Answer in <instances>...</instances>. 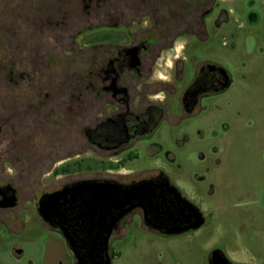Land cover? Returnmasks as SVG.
<instances>
[{
  "label": "flooded vegetation",
  "instance_id": "obj_1",
  "mask_svg": "<svg viewBox=\"0 0 264 264\" xmlns=\"http://www.w3.org/2000/svg\"><path fill=\"white\" fill-rule=\"evenodd\" d=\"M38 1L22 30L4 27L0 42V212L29 203L33 191L35 216L64 242L60 225L86 241L97 232L93 221L117 219L110 240L135 215L145 230L170 237L155 228L195 220L183 198L205 225L200 207L152 165L163 149L156 135L191 123L231 89V72L204 44L222 27L256 23L254 1ZM218 125L229 130L225 120ZM45 176L53 181L41 184ZM94 187L114 192L116 203L94 201Z\"/></svg>",
  "mask_w": 264,
  "mask_h": 264
},
{
  "label": "rangeland",
  "instance_id": "obj_2",
  "mask_svg": "<svg viewBox=\"0 0 264 264\" xmlns=\"http://www.w3.org/2000/svg\"><path fill=\"white\" fill-rule=\"evenodd\" d=\"M253 1L256 23L222 27L202 47L229 69L234 78L231 89L191 123L175 122L156 135L163 149L152 165L164 170L200 207L207 223L196 231L163 237L145 230L135 215L110 237L112 264H208L215 249L234 264H264V0ZM38 4V0H0V42L8 37L3 28L25 26L23 16L31 18ZM4 88L1 83L0 89ZM220 120L229 126L225 133ZM148 162L142 167L147 168ZM16 180L36 186L39 181ZM51 181L48 176L40 178L41 184ZM33 193L26 195L29 203L0 212V264H75L66 243L35 216Z\"/></svg>",
  "mask_w": 264,
  "mask_h": 264
},
{
  "label": "water",
  "instance_id": "obj_3",
  "mask_svg": "<svg viewBox=\"0 0 264 264\" xmlns=\"http://www.w3.org/2000/svg\"><path fill=\"white\" fill-rule=\"evenodd\" d=\"M172 192L177 194L179 196L178 191L175 188H170ZM91 190V195L95 199L98 200H104L105 202L110 201L112 204L116 203V201H113V194L111 190L108 191H103L102 189L94 187L93 189L90 188ZM115 197V196H114ZM180 197V200H182V197ZM117 200V199H116ZM184 204L194 211L195 215V220L193 221L192 224H189L185 227L173 225L172 227H154L157 229L159 232L165 234V235H180L183 234L184 232H187L188 230H196L199 229L204 221L202 218V215L197 207L192 205L189 201L183 198ZM102 204V203H101ZM117 223V219L113 221L109 225H104V223L101 222H92L91 231H95L97 229V232L95 235L90 236L88 240H82V241H77L74 239V235L70 234L68 229L62 225H60V230L63 239L65 240V243L67 247L69 248L72 257L75 261V264H112L111 257L109 256L108 253V248H109V236L114 228L115 224ZM105 231L104 235L100 237L101 232ZM99 235V236H98ZM21 251L17 250L16 254H20ZM208 264H234L231 263L224 253L219 250L215 249L210 253L209 257V262Z\"/></svg>",
  "mask_w": 264,
  "mask_h": 264
}]
</instances>
